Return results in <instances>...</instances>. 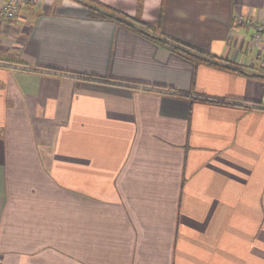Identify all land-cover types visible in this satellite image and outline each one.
<instances>
[{"label":"crops","instance_id":"obj_1","mask_svg":"<svg viewBox=\"0 0 264 264\" xmlns=\"http://www.w3.org/2000/svg\"><path fill=\"white\" fill-rule=\"evenodd\" d=\"M96 1L0 18V264H264V0Z\"/></svg>","mask_w":264,"mask_h":264},{"label":"trees","instance_id":"obj_2","mask_svg":"<svg viewBox=\"0 0 264 264\" xmlns=\"http://www.w3.org/2000/svg\"><path fill=\"white\" fill-rule=\"evenodd\" d=\"M76 1L84 4V6L88 8L90 18L108 19V20L116 21L118 23L125 24L129 27H137L143 32V34L150 36L149 34L146 33L147 31L149 32L150 25H147L137 17L134 18L128 16L125 13L115 8L109 7L105 4H102L96 0H76ZM144 28H148V30ZM157 42L167 46L171 51L183 56L184 58L192 59L195 62H205L212 64L213 60L216 59L215 56H212L211 54L199 48L193 47L175 38H164V39L157 38ZM180 95L186 96L185 94H180ZM222 101L225 102V100Z\"/></svg>","mask_w":264,"mask_h":264},{"label":"built area","instance_id":"obj_3","mask_svg":"<svg viewBox=\"0 0 264 264\" xmlns=\"http://www.w3.org/2000/svg\"><path fill=\"white\" fill-rule=\"evenodd\" d=\"M37 0H6L0 8V18L5 23H10L16 19L19 12L29 4H35ZM243 18H239L238 22H242ZM254 34L252 41L260 43L264 37V23H253Z\"/></svg>","mask_w":264,"mask_h":264}]
</instances>
